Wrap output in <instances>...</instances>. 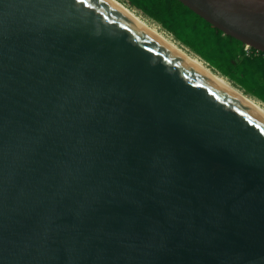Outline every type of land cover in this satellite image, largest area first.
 I'll return each instance as SVG.
<instances>
[{
	"label": "water",
	"instance_id": "water-1",
	"mask_svg": "<svg viewBox=\"0 0 264 264\" xmlns=\"http://www.w3.org/2000/svg\"><path fill=\"white\" fill-rule=\"evenodd\" d=\"M264 52V0H179ZM0 264H264V116L107 0H0Z\"/></svg>",
	"mask_w": 264,
	"mask_h": 264
},
{
	"label": "trees",
	"instance_id": "trees-1",
	"mask_svg": "<svg viewBox=\"0 0 264 264\" xmlns=\"http://www.w3.org/2000/svg\"><path fill=\"white\" fill-rule=\"evenodd\" d=\"M176 41L264 104V52L246 54L244 44L215 28L179 0H124Z\"/></svg>",
	"mask_w": 264,
	"mask_h": 264
},
{
	"label": "bare ground",
	"instance_id": "bare-ground-1",
	"mask_svg": "<svg viewBox=\"0 0 264 264\" xmlns=\"http://www.w3.org/2000/svg\"><path fill=\"white\" fill-rule=\"evenodd\" d=\"M107 1L113 4L123 13H125L128 17H130L135 23H137L140 27L146 30L153 37L158 39L167 47H169L170 49L178 53L180 56L191 62L197 68H199L202 72H204L208 77L214 80L219 86H221L223 89L228 91L235 98L245 103L246 105L250 106L251 108L255 109L257 112H259L264 116V104L260 103V101L242 92L240 88H237L235 85L231 84L227 79L224 78V76H221L216 71L211 69L209 66L204 64L198 57H196L197 55L195 56L189 53V51L178 45L170 37L163 34L159 29H157L155 25L151 24L146 19L136 14L133 10L128 8L124 3L120 2L119 0H107Z\"/></svg>",
	"mask_w": 264,
	"mask_h": 264
},
{
	"label": "rangeland",
	"instance_id": "rangeland-1",
	"mask_svg": "<svg viewBox=\"0 0 264 264\" xmlns=\"http://www.w3.org/2000/svg\"><path fill=\"white\" fill-rule=\"evenodd\" d=\"M120 2H122V3H124L128 8H130L131 10H133L136 14H138V15H140L141 17H143L144 19H146L148 22H150L151 24H153V25H155L156 27H157V29H159L163 34H165L166 36H168V37H170L172 40H174L178 45H180L181 47H183L184 49H186L187 51H189L187 48H185L184 46H182L178 41H176V39H174L173 38V36L169 33V32H167L166 30H164L162 27H160L157 23H155V22H153L152 20H149L148 18H146L144 15H142L141 13H140V11H138L137 9H135V8H132V7H130L128 4H127V2H125L124 0H119ZM189 53H191V54H193V55H195L194 53H192V52H190L189 51ZM196 56V55H195ZM196 57H198V56H196ZM199 58V57H198ZM200 59V58H199ZM204 64H206L207 66H208V64L205 62V61H203L202 59H200ZM217 72V71H216ZM218 73V72H217ZM219 74V73H218ZM225 79H226V77H224ZM229 81V80H228ZM230 82V81H229ZM231 83V82H230ZM232 84V83H231ZM237 87V86H236ZM238 88V87H237ZM241 91H242V89H240ZM243 92V91H242ZM254 98V97H253ZM256 99V98H255ZM257 100V99H256ZM259 101V100H258ZM260 103H262L261 101H260ZM263 104V103H262Z\"/></svg>",
	"mask_w": 264,
	"mask_h": 264
},
{
	"label": "built area",
	"instance_id": "built-area-1",
	"mask_svg": "<svg viewBox=\"0 0 264 264\" xmlns=\"http://www.w3.org/2000/svg\"><path fill=\"white\" fill-rule=\"evenodd\" d=\"M251 48H252L251 46H249L247 44H244V50H245V53L246 54H250L252 52V49ZM256 51H258V50H256Z\"/></svg>",
	"mask_w": 264,
	"mask_h": 264
}]
</instances>
